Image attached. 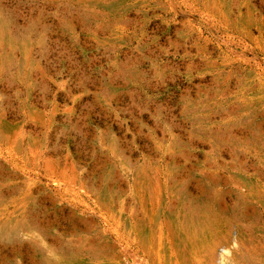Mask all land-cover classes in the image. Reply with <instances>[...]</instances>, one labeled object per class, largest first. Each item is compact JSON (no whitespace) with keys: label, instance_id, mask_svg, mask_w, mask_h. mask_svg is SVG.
<instances>
[{"label":"rangeland","instance_id":"374dc122","mask_svg":"<svg viewBox=\"0 0 264 264\" xmlns=\"http://www.w3.org/2000/svg\"><path fill=\"white\" fill-rule=\"evenodd\" d=\"M0 264H264V0H0Z\"/></svg>","mask_w":264,"mask_h":264}]
</instances>
